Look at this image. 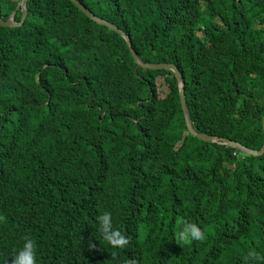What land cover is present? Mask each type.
<instances>
[{"label": "trees", "instance_id": "16d2710c", "mask_svg": "<svg viewBox=\"0 0 264 264\" xmlns=\"http://www.w3.org/2000/svg\"><path fill=\"white\" fill-rule=\"evenodd\" d=\"M20 1L0 0V18L19 22ZM76 1L124 32L141 62L178 68L198 133L263 146L264 0ZM25 11L22 25L0 26V258L25 238L36 264L264 257V153L192 137L173 72L134 68L123 38L71 0H27ZM254 77L259 97L241 86ZM101 108L108 126L90 131ZM104 212L129 237L123 249L103 240ZM188 222L203 239H179Z\"/></svg>", "mask_w": 264, "mask_h": 264}, {"label": "clouds", "instance_id": "9594fccd", "mask_svg": "<svg viewBox=\"0 0 264 264\" xmlns=\"http://www.w3.org/2000/svg\"><path fill=\"white\" fill-rule=\"evenodd\" d=\"M123 96L124 95L122 91L119 89H116V91L111 94L112 105L114 108H116L120 104ZM110 110H111L110 108L108 109L101 108L100 114L98 115L93 114L92 121L90 120L91 124L87 125L86 127L90 131H93L94 129H99V128H101L102 130H105L106 125L109 122L108 117L106 116V113L107 111H110ZM228 141H231V140H228ZM214 143L224 144L219 141H216ZM224 145H226L227 148H233L241 152L239 149L234 148L233 146L229 144H224ZM262 147L259 150H255V151H260ZM150 150L151 149L147 148L146 154ZM241 153L244 154V152H241ZM121 185H122V181H120L117 187H120ZM98 223H99V231L102 235L103 240L106 241L113 248L123 249L124 246L128 243L129 237L126 234L122 233L120 230L113 228L111 214L109 212H104L102 215L99 216ZM203 238L204 237H203L201 230L195 224L188 222L182 225L181 231L179 233V239H181L182 241L188 242L189 240H201ZM35 254H36V246H35L34 241L31 239L25 238L22 245L14 249L11 255H9L7 258H0V264H10L8 263V260L10 259H11V264H36ZM249 259H251L252 264H256V262L264 260V257H261L259 254L255 252H249L248 256L245 257V264H247ZM126 264H134V261H127Z\"/></svg>", "mask_w": 264, "mask_h": 264}, {"label": "water", "instance_id": "95a60500", "mask_svg": "<svg viewBox=\"0 0 264 264\" xmlns=\"http://www.w3.org/2000/svg\"><path fill=\"white\" fill-rule=\"evenodd\" d=\"M71 1L77 6V8L88 19L97 23L98 25H101V26L108 28L109 30L115 32L117 35L122 37L123 40L126 42L128 48H129V52H130V54L134 60L135 65L140 66L142 68H147V69H157V70L163 69V70H169V71L173 72L175 80H176V87H177V93H178V98H179V105H180V108L182 111V116H183V119L185 122L187 132L191 136L201 140L202 142H206V143H214L216 141H219V142H222L224 144H229V145L233 146L234 148L239 149L241 152H244V153H246L248 155H252V156H259V155L264 153V144H263V147L260 151H255V150H251V149H249V148H247V147H245V146H243L237 142L228 141L226 139L218 138L215 136H208V135L202 134V133H197L194 130L192 123L190 121L188 109L186 106L185 95H184V81H183V77H182L180 71L178 70V68L174 64H171V63H166V64H152V63H150V64H147V63L141 62L139 60L138 56L133 51V49L131 48L130 40L124 32L119 30L113 24H110V23L106 22L105 20H102L99 17L95 16L90 11L86 10L76 0H71ZM26 3H27V0H21L19 3V7H21V17L19 19V22H16V23L14 22V20H13L14 13H13L7 20H2L0 18V26H2V27H16V26L22 25V23L24 22V18L26 16V11H25V4ZM262 129H263V133H264V116L262 118Z\"/></svg>", "mask_w": 264, "mask_h": 264}, {"label": "rangeland", "instance_id": "374dc122", "mask_svg": "<svg viewBox=\"0 0 264 264\" xmlns=\"http://www.w3.org/2000/svg\"><path fill=\"white\" fill-rule=\"evenodd\" d=\"M137 67H140V66H137L134 63V68H137ZM142 69H147V68H142ZM148 70L156 71L157 69H148ZM137 78L141 79V77H137ZM241 86L251 89L255 97H259L260 92H261V86H260L259 81L255 77L253 79L248 80L245 84H242ZM157 94L160 98L165 97L168 94V90L164 84L163 79L159 77L157 79ZM86 106H89V104ZM218 146L223 147V148L226 147V145L224 144H218ZM229 183H232V182L230 181Z\"/></svg>", "mask_w": 264, "mask_h": 264}, {"label": "crops", "instance_id": "0c3cea01", "mask_svg": "<svg viewBox=\"0 0 264 264\" xmlns=\"http://www.w3.org/2000/svg\"><path fill=\"white\" fill-rule=\"evenodd\" d=\"M70 124H71V122H69ZM91 124V122L89 121L88 122V125H90ZM107 126H108V124L106 125V128H107ZM99 130H102L101 128H99Z\"/></svg>", "mask_w": 264, "mask_h": 264}]
</instances>
